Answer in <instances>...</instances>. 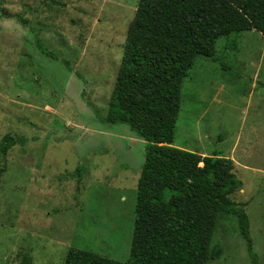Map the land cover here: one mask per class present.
Instances as JSON below:
<instances>
[{"label":"rangeland","instance_id":"374dc122","mask_svg":"<svg viewBox=\"0 0 264 264\" xmlns=\"http://www.w3.org/2000/svg\"><path fill=\"white\" fill-rule=\"evenodd\" d=\"M138 4L0 0V143L16 142L0 150V264H64L72 247L129 261L146 141L104 117ZM216 48L184 80L173 144L234 160L230 197L264 264V36ZM217 219L205 264H253L238 216Z\"/></svg>","mask_w":264,"mask_h":264},{"label":"trees","instance_id":"16d2710c","mask_svg":"<svg viewBox=\"0 0 264 264\" xmlns=\"http://www.w3.org/2000/svg\"><path fill=\"white\" fill-rule=\"evenodd\" d=\"M252 30L264 36V0H139L104 117L146 141L130 259L72 247L64 264H205L221 212L238 216L258 264L248 216L230 197L242 185L234 160L173 144L183 83L197 57H214L220 37ZM38 47L56 58L41 41ZM15 143L5 135L1 152Z\"/></svg>","mask_w":264,"mask_h":264}]
</instances>
